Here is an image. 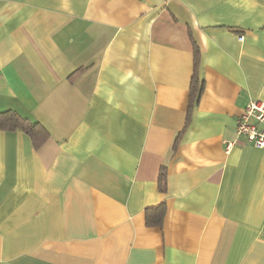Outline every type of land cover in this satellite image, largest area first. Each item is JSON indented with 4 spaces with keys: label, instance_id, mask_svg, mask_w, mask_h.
<instances>
[{
    "label": "crops",
    "instance_id": "1",
    "mask_svg": "<svg viewBox=\"0 0 264 264\" xmlns=\"http://www.w3.org/2000/svg\"><path fill=\"white\" fill-rule=\"evenodd\" d=\"M257 99L264 0H0V264H264Z\"/></svg>",
    "mask_w": 264,
    "mask_h": 264
},
{
    "label": "trees",
    "instance_id": "2",
    "mask_svg": "<svg viewBox=\"0 0 264 264\" xmlns=\"http://www.w3.org/2000/svg\"><path fill=\"white\" fill-rule=\"evenodd\" d=\"M195 70L190 87V112L199 101L204 91V81L201 79L198 70L200 51L194 41ZM0 130L15 131L22 130L32 139L35 146L40 147L50 136L49 131L41 124L34 123L28 118L23 117L14 110L0 111ZM176 145V144H175ZM160 189L166 190V171L163 168L159 180ZM167 211L166 203L147 210V224L150 226H161Z\"/></svg>",
    "mask_w": 264,
    "mask_h": 264
},
{
    "label": "built area",
    "instance_id": "3",
    "mask_svg": "<svg viewBox=\"0 0 264 264\" xmlns=\"http://www.w3.org/2000/svg\"><path fill=\"white\" fill-rule=\"evenodd\" d=\"M237 133L257 148L264 149V101L257 99L248 103L238 118ZM233 144L228 143V151Z\"/></svg>",
    "mask_w": 264,
    "mask_h": 264
}]
</instances>
